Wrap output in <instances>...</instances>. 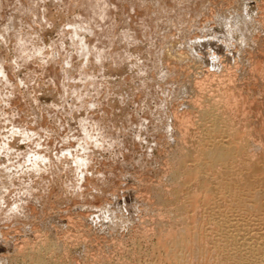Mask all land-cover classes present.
<instances>
[{
    "label": "rangeland",
    "instance_id": "1",
    "mask_svg": "<svg viewBox=\"0 0 264 264\" xmlns=\"http://www.w3.org/2000/svg\"><path fill=\"white\" fill-rule=\"evenodd\" d=\"M86 1L88 0H24V2L21 0H0V170H3L2 172L0 171V174L4 175L7 173V170L9 172L13 171V173L16 174L21 170L10 182H7L15 184V186L13 184L14 187L12 185L9 187L11 192L10 194L13 197L9 198L10 194L8 192L6 193L7 195H5L7 197V202L10 199L13 201L20 199V201H23L24 204H27L23 205L22 203L23 208L17 212L19 214L16 213L17 218L15 219L13 217L11 219H7L5 215L0 217V264H10L11 259H5V257L14 254L15 245H19L25 240H38L42 235H49L51 238L57 240L60 238V242L62 241L64 243H68V264H84V261H86L87 264H100L99 259H104V257H110L113 259V264H177V262L180 261L179 257H182V252H184H181L180 246L172 244L169 239H161L158 242L157 239H155L156 237L152 235L143 237V235H145L143 233L151 232L152 229L150 226H156L154 223H157L160 220V211L165 209L162 200L163 198L160 199V191L162 188L166 189L168 185H170L168 186L169 191L172 189H170L171 183L169 184L167 181L162 182L161 178L164 174L160 173V170L162 169L161 171L164 173L163 167L165 166V171H167L166 167L168 168L170 166V162H172L170 159L174 158V151L179 145L178 141H181V139H179L180 137L178 133L180 123L179 120L175 119L176 117L173 113L175 111L173 110H176V108L177 110L181 108L179 110L181 112L182 110L188 112L193 110L192 108H188V102L195 98L193 97L195 94H193L192 89H190L188 86H182L185 80H183L181 75L184 69L189 65L190 67L186 69L191 71L192 74L197 75L200 81H205L204 83L205 85L207 84L206 87H208L207 89L210 91V88L211 90H218V87L223 88L224 83L222 82H224L225 77H228V73L231 71L232 77L234 79L233 86L235 84V89L237 88V85L242 86H238L239 90L237 88V91H235H241L245 95L246 93L251 94L255 91L253 93L255 96H253V98H255V103L254 100H252L253 103L251 105H253V108L255 109H259L260 107L259 111L258 109H256V111L253 109L251 111L249 110L250 112L248 113L250 115L248 114V119H246V114L241 115L240 112L237 114L238 111H240L239 109L238 111L237 109H233L232 120L237 126L240 125L239 127H241V122L245 116L244 120L246 121H243V124L246 126L245 132L248 133L246 142L251 147H254L252 142H255V139L260 138V136L264 138V134L259 128L261 127V125L259 126V123L261 124L260 120L262 121L261 118H264V104H260L262 102L264 103V66H257L258 68L255 67L254 64V66H252V63H255L256 60H264V0H220L221 2L219 0H205V5H202L204 9L200 5V2H203V0H199V4L195 2V0H192L194 5L198 4L197 7L200 5V8H202H198L201 10L200 12H195L199 10L193 9L196 6H192L191 0H189L190 3L187 2L188 0L186 2H183V0H140L143 1V8H145V2H147V6L150 7V10H152L150 12H157L155 13L156 15L154 14V16L158 15L159 18L162 16L158 22V31L155 33H158V35L161 36L150 35L151 37H143L141 35L143 32L141 33V31L142 26L145 25H139L140 22L136 23L133 21V19L136 17L134 14L135 11L133 10H137L138 8H136V6L134 7V5L136 3H141H139L140 1L135 2L136 0H132L135 3L134 5H132L133 2L131 1L132 3H130V5L132 6L129 7V3H126L125 6H128V8L132 10L131 11L127 8V10H130V12H133V14H130V12L128 13L132 16L134 15V18L131 19V17H127L128 13H126L127 18H124V10L121 11L123 15L120 13L118 14L117 12L123 8H115L113 10H117L116 16L112 14V17L114 18L108 16L109 19L107 23L109 24L113 19L114 20L112 22L117 23L116 30L117 32L119 31L115 34L117 45L119 44L118 41L123 38H126L125 42H128L126 43L127 46L125 45L124 47L125 42L122 40L123 42H121V46L123 45L122 47L126 48V50L129 52L122 47H118L120 51L121 49L122 51L124 50L125 54L128 52V57L125 60L126 62L124 61L123 65L120 64L123 62H120L119 64L121 66L116 64L115 66L118 65V67L116 68L114 66L112 69L110 67H108L109 69H105L108 66L107 65L104 70H102L103 67H100L99 69V63L97 62V65L95 63L96 61L90 59V56L92 57V55L100 49L101 50L98 52H100L101 55L103 53L108 54L107 51L112 49V46L110 47V39L105 40L103 43L100 42V44H102L101 46H95L99 43L96 41V34L92 32V28L90 26H85L83 24L84 22L82 17V21L80 20V14H82L81 11L88 10L86 7H92L95 3H97V0H92L91 4H88L89 1ZM102 1L104 0H98V3ZM237 1L238 4L241 3L239 7ZM184 3L191 4V6L189 7V5L187 6V4ZM243 3L245 7L242 6ZM182 4L189 8L192 7L194 11L191 14L195 12V15L197 16L194 14L193 16H195V18L191 15L189 16V10H187V7L185 8L184 6L182 8H185L186 10L181 9L183 10L181 11L179 8L176 9L177 5L181 8ZM110 6L111 5H109V7ZM172 6H175V8ZM242 7H244V10L246 9L245 13L240 9L238 10V13L239 11L241 14L244 13L242 14L245 15L244 19H248L246 20V23L243 19H241L244 21L242 25L247 27L245 29L248 32L243 31L244 29L241 26L240 29L242 30H236L237 32L231 30V35L227 34V29H229V27H226V23L229 25L231 22H227L226 19H223L226 22L220 19V14L222 12L231 14L233 11L237 14V9ZM192 9L190 10L192 11ZM164 10L166 12H164ZM115 11L113 14H115ZM170 11H173V13L176 15L180 13L177 15L178 18L176 15H172V12ZM185 11H187L186 13L188 14H186ZM139 13L140 12L137 14ZM184 13L186 16L188 15L190 17H187V20L190 19L187 22L185 20L186 16L179 18V15H183ZM247 13L249 14L247 15L248 17L246 16ZM117 14L120 17L122 15V20ZM129 14L128 16H130ZM201 15L204 16L200 18ZM174 16L177 18V21L174 20ZM101 17L97 18V20L101 21L100 23L105 25L106 21L101 19ZM191 18H194V20L197 21L191 20ZM183 19L185 20V25L181 26V21L184 24ZM253 19L256 22H254ZM260 19H262V21H260ZM119 20L122 23L121 25H119ZM250 20L255 24L249 23ZM172 21L176 22V26H173L175 25V22L173 24ZM77 22L85 26H82L85 29L82 31L80 30V32H82L80 36L85 38L82 44H85V40L87 39L89 41V44H86L89 49L87 55L80 53L81 44L79 45V43H77L75 36H72V34L70 35L69 29L74 28L72 27V23H75V25L78 27L79 24ZM247 23H249L250 27ZM126 26L129 28V32L132 31L131 34H137H134L137 37L136 40L135 36L131 37L130 35L127 36V34H125V31L128 30ZM188 26H190L189 29H192L191 32L188 31V34L190 32L192 34L190 36L194 37L192 40L195 38V40H197L199 38L198 42L195 41L193 44L194 53L190 52L189 55L190 57H192L193 54L195 56L200 55L203 59L201 57L200 59L193 57V59L191 58L190 60L187 57L191 62L188 61V64L186 63L187 65L184 63V69L182 68L183 66H178L179 69L177 66H175L174 71L169 72L173 75L168 74V71H170L169 67L174 66L173 63L175 62L173 61L172 57V59H170L168 62L164 61L162 63L163 65L159 66L161 69L157 68L158 71L155 68L144 70L145 64H147L145 60H148L152 57L149 51L152 52V49L154 48L151 47H156L159 43L161 44L163 42V50L167 49V52H172V56H175L176 54L177 58L180 57L178 56L179 53H187L185 49L187 48V43L191 41L188 40L191 37H188L189 35L187 32L185 33V30L183 29L185 27L188 28ZM248 27L249 30L258 28L256 34H254L255 29L251 30L254 32L251 33L248 30ZM199 28L200 30H198ZM230 29H232L231 26ZM232 31L234 32L233 36ZM242 31L246 33V36L250 35L251 33L253 39L250 36L248 38L245 37ZM123 32L124 34L121 36V33ZM164 33L167 34L165 35ZM163 35H165V38L162 37ZM138 36L141 38L139 39ZM109 37H111L112 40L114 39V37L112 38V35ZM148 37L149 39H152L149 40ZM201 37L203 38L202 40ZM225 37L229 38L228 43L231 41L229 45L225 43V41H227ZM127 38L130 40L132 39L133 41H131L134 43H132ZM167 38L169 40L171 38V42L168 40L166 41ZM25 39L27 41L26 43ZM244 41L245 43L248 42L246 43V46L244 45L245 43H243ZM128 44L131 45L129 46ZM173 47H175V49H173ZM97 48L98 50H96ZM181 48L183 51L180 50ZM173 51H177L178 53L176 52L174 54ZM214 57H216L217 60ZM201 59L203 61H200ZM237 62H239V64ZM251 66L252 68L254 67V69H252ZM259 68L263 70L261 71ZM99 71H101L100 74ZM258 71L261 72L259 73ZM192 74H190V77L195 79L197 76L195 77ZM234 74H236V77ZM144 80L147 82L151 80L149 83L150 85L153 84V87L151 85L152 88L155 89V87H157L156 90L158 91L159 89V92L161 90V92H163L164 90L163 93H166L167 95H160V97L162 96L161 99L158 96L159 93L157 91H151L154 92V94L157 92V97L154 98V95H152L154 98L153 99L151 97V93L148 96L144 95L145 97H142L144 93H147H142V91H145L144 89H146L144 84L147 83ZM252 80L255 84H252ZM133 81H135V83ZM170 82L173 84H169ZM246 82L251 83H248V85ZM119 84L125 86L127 85V89L125 88L123 90V87L125 86L120 88L127 92V94L124 92L127 99H124L125 95H121L123 93L122 90L120 91L122 93L119 92ZM242 84H247V86ZM158 86H161V88L164 87L166 91L163 88L160 90ZM135 87H138L139 89L137 88V90ZM248 87L250 89H248ZM128 88H131L130 90L132 92V88H134V93L139 97L136 95V97L131 96L130 98V95L128 94L130 93L133 95V93L129 92ZM141 88H143V90ZM169 88H175L172 90V94L170 93L171 91ZM240 88H242V90ZM251 88L252 90L254 89L253 92ZM176 89L181 91L178 93ZM79 90L80 92L75 94V92H78ZM117 90L118 92H116ZM128 97L129 99H136L138 97L139 101L134 103L132 101L133 99L129 100ZM146 97H149V99L147 98L148 102H145L147 100ZM259 98H261L262 101H258ZM160 99L161 101L163 100L162 102L164 103L159 104V102H161ZM107 101L111 102V108L113 107V112L112 110L110 111V117H108L109 115L106 116V113L103 112L104 110L102 108L105 106V104H109ZM185 106L188 110L183 109ZM261 106L263 107L261 108ZM261 109H263V111ZM235 110L237 111L235 112L236 115H234ZM179 111H176L175 113ZM158 112H162V114L166 112L165 114H168V116H164L165 114L163 115V119L166 124L170 123L171 125L170 130H168L167 133L164 131L167 128H165L166 124H163L165 123L163 120H159V124L157 123L160 129L156 131H153V129L158 128L156 123H148L147 125L148 121L145 122V116L149 115L150 113V118L151 116L152 118H155L158 117L156 115L159 114ZM129 114L131 117L128 116ZM258 114H261L260 117ZM237 115L241 116L238 118ZM166 117L169 119V121H167L168 119ZM240 118H242V120ZM256 121L258 122L259 127L256 126ZM145 125L147 127H145ZM153 126L155 127L153 128ZM255 126L259 128L260 132L255 128ZM172 127L174 129H172ZM250 127L254 129L252 130ZM252 131L253 134L255 133L254 135H257H253V137ZM261 133L263 135H261ZM148 135L152 136L149 137ZM168 138H172V140L168 141ZM176 139H178V141ZM157 140H161V142L159 141L161 144H159ZM162 141H167L168 143L166 142L164 144ZM98 143H101V146H98ZM146 143H148V145ZM181 143L184 145L183 142ZM153 144H155V146ZM158 144L161 145V148L157 146ZM258 144L260 145L259 142ZM51 145L54 146L50 148ZM46 153H56L57 155H60V158L62 157L61 159L67 160H64L65 162H63V169L60 168L61 170L59 173H56L58 171H53L56 170V168H49V170L46 169V167L42 173L40 168H36V170L31 169L34 171H31L27 168L30 165V157L34 158L35 156ZM151 157H155V159ZM148 158L152 159V161L148 160ZM168 159L169 164H167ZM23 163L29 165L25 164L26 166L24 165V167L19 166L20 164L23 165ZM16 167H21V169ZM87 168L88 171L86 172ZM82 169H84L85 172ZM49 171L51 172V175L49 174ZM76 171L80 173V178L79 175L76 177L75 174L78 173ZM66 173L68 175H66ZM84 174L89 175L83 177ZM3 175L0 176V179L1 177L4 178ZM67 176H70V179ZM109 176H112V181L109 179ZM43 178L45 179L42 181ZM2 180L4 179H1L0 181ZM156 180H158L160 183L158 181V183H156ZM25 183H34V185L30 184V186L34 187L32 189L35 191V194H32L33 191L30 189V191L26 192V187L24 188L25 191L23 190V185ZM96 184H98V186ZM218 184L220 183H210V187L214 189V187H216ZM94 187H101V192L99 191L100 194H98L99 192H95L99 188L96 190ZM213 189L212 193L209 191V198L214 196L216 202L211 206L206 204L205 210L207 209L208 211L201 213L202 215H210V219L204 218V228L206 229V232L209 234V236L204 232L200 234L199 229L196 228L197 221H200L199 211H195L193 213L195 215L194 218L197 220L195 221L196 223L193 224V228L188 231L190 238H195V236H197L195 233L197 232L198 236L199 234L201 236L207 235L205 238L208 241L207 245L210 249L209 255L207 256L208 260L211 259L210 256L212 252L215 250L218 251L217 249L220 248L218 247L219 242L214 239L216 237L218 238L217 235L220 232L217 227H214L213 225L215 220L214 218H223V210L229 203L228 196L226 194L223 192L214 194ZM22 190L25 193H22ZM247 191L248 190L246 189L244 190L245 193ZM12 192L14 193L12 194ZM87 192H95L97 193V197L92 199V196H87ZM101 193H104V195ZM14 196L18 197L14 198ZM166 196L167 195H165V197ZM101 197L102 199H100ZM170 197L167 196L166 198L168 199ZM49 198H51V201ZM47 199H49L50 202ZM104 199H106L108 202ZM54 201L55 204L53 203ZM16 203L17 201L13 202V204ZM101 204L103 206L108 204L107 207L109 208L107 210L105 208L104 210V207ZM27 206L29 208L31 207L30 209H34L35 213L33 210L26 208ZM16 207L17 206L13 205L12 210L15 211ZM209 207L213 209L209 210ZM239 213L240 212H238V214ZM242 215L243 216L235 215V217L241 219L243 218V221L245 220L243 224V221L240 219L242 222L241 225L243 224L241 227L243 228L244 226L243 229H246L245 226H247L246 223H249V219L246 217V213H243ZM251 218H253V220L251 219V221H249L252 224V227L250 226L252 229L255 226V216H252ZM248 227L249 226H247V228ZM141 230L144 231H142L143 233L140 234ZM3 231L4 233H8L10 235L5 234L4 236L3 233H1ZM134 233H139L137 237H140L137 238L136 243L133 244V241H131L129 238L131 237V234ZM168 238H171V236ZM121 241V244L123 245V242H125L124 245L127 247L124 250L120 249ZM132 248H134V250L130 251ZM119 260L125 261L118 262Z\"/></svg>",
    "mask_w": 264,
    "mask_h": 264
},
{
    "label": "bare ground",
    "instance_id": "2",
    "mask_svg": "<svg viewBox=\"0 0 264 264\" xmlns=\"http://www.w3.org/2000/svg\"><path fill=\"white\" fill-rule=\"evenodd\" d=\"M22 2H24V0H21ZM89 1V2H88ZM86 2H88V4H91L92 0H88ZM95 1V0H94ZM132 0H104L102 2H99L98 3V0L96 1L97 3H95L92 7H86V9L88 10H84V11H81L82 14H80V20H81V17L83 19V24L85 26H90L92 28V32H94L96 34V41L99 42L98 44H96L95 46L97 45H102L100 44V42H105V40H109V43L110 44V47L112 46V49H110L109 51H107L108 54H104L103 53L102 55L100 54V50H98V48L93 55L92 57L90 56V59L93 60V61H96L95 63L97 64V62L99 63V69L100 67H103L102 70L107 69L108 67H110L111 69L114 68V66L116 64H118L119 66L123 65L124 64V61L127 59L128 57V50H126L125 45L126 43L128 42H125L126 41V38H123L121 40H119V44L117 45V39H116V33L117 30H116V25L117 23L115 22H111L112 24H107L108 23V19L109 17L112 15L116 16V11L113 10V9H117V8H120L121 7L123 9L117 11L118 14H122V10L123 11V14L124 15V18H127V17H131L134 18V15H130L131 13L133 14V12H130V8H128V6H132L134 5L135 3L131 2ZM135 1V0H134ZM137 1H140V0H136L135 2ZM181 1V0H180ZM187 0H183V2H186ZM199 0H195V2H198ZM201 1V0H200ZM213 1V0H212ZM220 1V0H219ZM227 1V0H226ZM229 1V0H228ZM188 3H190V1L188 0L187 1ZM204 2V3H203ZM203 2L201 1L200 2V5L202 7V5L204 6L205 5V0H203ZM221 2V1H220ZM224 2V1H223ZM231 2V1H230ZM245 2V1H244ZM126 3H129L128 6H125ZM130 3H132V5H130ZM139 3L141 4H135L134 7L136 6L137 10L135 8V11L134 14L136 15L135 18L137 19H133L134 22L136 23H139V25H145V26H142V31L141 33L143 32V34H141L143 37H151L150 35H158L155 34L157 31H158V22L160 21L161 19V16L160 18L157 16H154L155 13L157 12H150L152 10H150L147 6V2H145L146 6L145 8H143V1H140ZM188 3H184V4H187V6L189 5V7L191 6V4H188ZM191 3H192V6L194 5L193 4V1L191 0ZM203 3V4H201ZM236 3V2H235ZM87 4V5H88ZM123 4V5H122ZM167 4V3H166ZM197 4V5H198ZM208 4V3H207ZM206 4V5H207ZM217 4V3H216ZM226 4V3H225ZM237 4H238V1H237ZM241 4V3H240ZM238 4V7L239 5ZM264 4V3H263ZM109 5H111L109 7ZM140 5V6H139ZM169 5V4H168ZM167 5V6H168ZM197 5H194L196 7H194L193 9L195 10H199L198 8H200V5L197 7ZM210 5V4H209ZM229 5V4H228ZM231 5V4H230ZM163 6V4H162ZM184 5L182 4L181 5V8L176 7V9H183ZM186 5L184 6L185 8L187 7ZM211 6V5H210ZM223 6V5H222ZM237 6V5H236ZM244 6V3L243 5ZM260 6V5H259ZM148 7V8H146ZM175 8V6H172ZM187 7L186 9L189 10V16L191 15L192 17L195 18V15L196 13L195 12H200L201 10L199 11H195L193 14L195 16H193V14H191L194 10L191 8ZM208 7V5H207ZM235 7V6H234ZM233 7V8H234ZM241 7V6H240ZM245 7V6H244ZM244 7L242 8H238L237 9V14L234 13V11L231 13V14H228V13H224L222 12L220 14V19H226L227 22H231V24L229 23V25L226 23V27L230 29V26L232 27V29H227L228 30V33L229 35H231V30H234L235 32H237L236 30H242L240 29L241 26L242 28L244 29L243 31L245 32H248L246 31L245 28L247 27H244L243 22L245 21V23L247 22L246 20L248 19H244V16L245 15H242L245 13V10H244ZM264 7V6H263ZM126 8V9H124ZM130 9V10H127ZM167 8V7H166ZM183 9V10H186V9ZM197 8V9H196ZM204 9V7H202ZM200 8V9H202ZM206 8V7H205ZM218 8V6H217ZM228 8V7H227ZM226 8V9H227ZM231 8V7H229ZM232 8V9H233ZM91 9V10H90ZM192 9V11L190 10ZM225 9V8H224ZM243 10L244 13L241 14V12L239 11L238 13V10ZM248 9V8H247ZM113 10V12H112ZM126 10V11H125ZM167 10V9H166ZM181 10V11H183ZM206 10V9H205ZM230 10V9H228ZM115 11V14H113ZM132 11V10H131ZM92 12V13H91ZM112 12V13H111ZM130 12V14L128 13ZM138 12H140L139 14H137ZM164 12H166L164 10ZM172 12V15L174 14L173 11H170ZM179 12V11H178ZM187 11H185L186 13ZM203 12V10H202ZM205 12V11H204ZM211 12V11H210ZM213 12V11H212ZM218 12V11H217ZM221 12V11H220ZM226 12V11H225ZM236 12V11H235ZM126 13H128L130 16H128L127 14V17H126ZM177 13V11H176ZM182 13V12H181ZM184 13V14H185ZM186 13V14H188ZM230 13V12H229ZM263 13V12H262ZM110 14V15H109ZM112 14V15H111ZM117 14V15H118ZM122 14V15H123ZM180 14V13H178ZM177 14V15H178ZM179 15V18H182L183 16H186L185 15ZM203 14V13H202ZM219 14V13H218ZM236 14V15H235ZM121 15V17H122ZM156 15V14H155ZM168 15V14H167ZM172 15H171V20H172ZM176 15V14H174ZM176 15V17L178 18V16ZM200 15V14H198ZM210 15V14H209ZM249 15L248 13L246 14V16ZM102 16V17H101ZM109 16V17H108ZM119 16V15H118ZM188 15L186 16V22L189 21L187 20V17H189ZM202 16L204 15H201L200 18H202ZM208 16V15H207ZM95 17V18H94ZM101 17V19H103L105 22V25L103 23H100L101 21H98L97 18ZM120 17V16H119ZM120 17V19L122 20V18ZM167 17V16H165ZM210 17V16H209ZM219 17V16H218ZM248 17V16H247ZM246 17V18H247ZM114 18V17H112ZM175 18V16H174ZM177 18H175L174 20L177 21ZM190 18V17H189ZM194 18H191V20H194ZM51 19V18H50ZM111 19V18H110ZM149 19V20H147ZM197 19V17H196ZM204 19V18H203ZM243 19V20H241ZM252 19V18H251ZM125 20V19H123ZM129 20V19H128ZM127 20V21H128ZM164 20V19H163ZM170 20V21H171ZM185 20L183 19L184 21V24L183 22L181 21L182 25L181 26H184L185 25ZM202 20V19H201ZM206 20V19H205ZM229 20V21H228ZM16 21V20H15ZM82 21V20H81ZM194 21H197V20H194ZM193 21V23H194ZM210 21V20H208ZM225 21V20H223ZM225 21V22H226ZM254 21V19H253ZM260 21H262V19H260ZM70 22V21H69ZM120 22V20H119ZM146 22V23H145ZM163 22V21H162ZM167 22V21H166ZM164 22V23H166ZM173 24L175 21H172ZM171 22V24H172ZM207 22V21H206ZM242 22V23H241ZM256 22V21H254ZM254 22H251V20L249 21V23H254ZM264 22V21H263ZM15 23V22H14ZM78 23V22H77ZM128 23V22H127ZM131 23V21H130ZM170 23V22H169ZM200 23V22H199ZM211 23V22H210ZM249 23L248 26H249ZM258 23V22H257ZM262 23V22H260ZM16 24V23H15ZM74 28H70V35L72 34V36H75L76 39H77V43H79L80 45V53L83 55H87V52L89 51L88 49V46L86 44H89V41L88 39L85 40V44H82L83 41H84V37H81L80 34L82 32H80V30L82 31L83 28L82 26H84L83 24L81 23H78L79 26L77 27L75 25V23H72ZM77 24V25H78ZM115 24V25H114ZM122 23L120 22L119 25H121ZM124 24V23H123ZM126 24V23H125ZM168 24V23H167ZM172 24V25H173ZM180 24V23H178ZM190 24V23H189ZM202 24V23H201ZM246 24V25H247ZM255 24V23H254ZM170 25V26H172ZM188 25V24H187ZM186 25V27H187ZM191 25V24H190ZM193 25V24H192ZM204 25V24H203ZM201 25V26H203ZM210 25V24H209ZM259 25V24H257ZM264 25V24H263ZM84 26V27H85ZM131 26V25H130ZM133 26V24H132ZM131 26V27H132ZM168 26V25H167ZM173 26H176V22H175V25ZM200 26V27H201ZM255 26V25H254ZM16 27V26H15ZM127 27V26H126ZM130 27V28H131ZM185 27V28H186ZM193 27V26H191ZM250 27V26H249ZM249 27H248V30H249ZM88 28V27H87ZM119 28V27H118ZM181 28V27H180ZM183 29L185 30V33L187 32L188 34V31L191 32L192 29H189L190 26H188V28L186 29ZM253 28V27H252ZM128 30L125 31V34H127V36H131V37H134L136 33H133L131 34V32H129V28L127 27ZM135 29V28H134ZM172 29V28H171ZM188 29V30H187ZM203 29V28H202ZM255 29V28H253ZM253 29H250L249 31L251 33H254L256 34V31L258 28H256L254 30V32H252L251 30ZM182 30V28H181ZM187 30V31H186ZM200 30V28L198 29ZM101 31V32H99ZM180 31V30H179ZM206 31V30H205ZM242 31V32H243ZM166 32V31H165ZM189 32V36L188 37H191L190 35H192L191 33ZM230 32V33H229ZM130 33V34H129ZM184 33V31H183ZM199 33V32H198ZM234 32L232 31V36L234 35L233 34ZM244 33V32H243ZM251 33L250 35H247L246 36L244 33L243 35H245V37H252L251 36ZM258 33V32H257ZM108 34V36H107ZM123 33H121V36H122ZM162 34V33H160ZM165 34V33H164ZM167 34V33H166ZM165 34V35H166ZM171 34V33H170ZM174 34V33H173ZM172 34V35H173ZM237 34V33H235ZM85 35V34H84ZM112 35V38L114 37V41L111 39V36ZM137 35V34H136ZM165 35H163L162 37H164ZM177 35V34H176ZM253 35V34H252ZM158 36H161V35H158ZM157 36V37H158ZM187 36V35H186ZM185 36V37H186ZM258 36V35H257ZM256 36V37H257ZM105 37H109V38H105ZM136 37V36H135ZM148 37V39H149ZM160 37V38H162ZM169 37V36H168ZM178 37V36H177ZM183 37V36H182ZM197 37V36H195ZM200 37V36H199ZM230 37V36H228ZM226 38L227 41H225V43H227V45L230 44V42L228 43V39L229 38ZM105 38V39H104ZM118 38V37H117ZM139 38V36H138ZM141 38V37H140ZM139 38V39H140ZM165 38V37H164ZM187 38V37H186ZM194 37H191L190 39L188 40H191L187 43V50L185 49V51H187V53L185 52L182 53V54H178V57L176 56V52L177 51H173L175 56H172V52H167V49L163 50V47L162 44L163 42L160 44H158V46L156 47H151V48H154L152 49V52L149 51V53L151 54V58H149L148 60H145V62H147V64H145V67H144V70H148L149 68H155V69H161V67L159 68L160 65H163L162 63L165 61V62H168L170 59L173 58V61H175L173 64L174 66H170L169 67V70L168 71V74H171L169 72L171 71H174L175 69V66H183L184 63L186 64L188 61L191 62V58L193 59V57H197L198 59H200V57L202 58V56L200 55H192V57H190L189 53H194L193 50H194V42H198L199 38L197 40H192ZM224 38V39H225ZM231 38V37H230ZM129 39V38H127ZM137 39V37L135 38V40ZM152 38H150L149 40H151ZM156 39V38H155ZM173 39V38H172ZM203 38L201 37V40ZM243 39V38H242ZM245 39V38H244ZM253 39V37H252ZM262 39V38H261ZM99 40V41H98ZM125 42L124 43V47L121 46V42L123 41ZM130 40V39H129ZM132 40V39H131ZM130 40V41H131ZM157 40V39H156ZM170 41V40L167 38L166 41ZM187 40V41H188ZM234 40V39H233ZM260 40V38H259ZM133 41V40H132ZM131 41V42H132ZM140 41V40H139ZM155 41V40H154ZM159 41V40H158ZM164 41V40H163ZM175 41V40H174ZM173 41V42H174ZM178 41V40H177ZM186 41V40H185ZM193 41V42H192ZM251 41V40H250ZM253 41V40H252ZM257 41V39H256ZM262 41V40H261ZM26 39H25V43H26ZM160 42V41H159ZM171 42V41H170ZM168 42V43H170ZM255 42V41H254ZM258 42V41H257ZM264 42V41H263ZM134 43V42H132ZM158 43V42H157ZM165 43V42H164ZM233 43V42H232ZM245 43V41L243 42ZM248 43V42H246ZM246 43L244 44L246 46ZM260 43V42H259ZM116 44V45H115ZM172 44V43H171ZM186 44V43H185ZM256 44V43H254ZM129 46L131 44H128ZM173 45V44H172ZM180 45V44H179ZM238 45V44H236ZM241 45V44H240ZM249 45V44H248ZM127 46V45H126ZM155 46V45H154ZM162 46V47H161ZM199 46V45H198ZM242 46V45H241ZM262 46V45H261ZM117 47V48H116ZM118 47H122L124 48L126 51V54L124 53V50L120 51V49ZM181 47V46H180ZM238 47V46H237ZM244 47V46H243ZM242 48V47H241ZM246 48V47H245ZM260 48V47H259ZM119 49V50H118ZM171 49V48H170ZM173 49H175V47H173ZM171 49V50H173ZM182 50V48L180 49ZM215 50V49H214ZM252 50V49H251ZM183 51V50H182ZM264 51V49H263ZM246 52V51H245ZM178 53V52H177ZM254 53V52H253ZM149 54V55H150ZM215 54V53H213ZM218 55V54H217ZM249 55V54H248ZM250 56V55H249ZM172 57V58H171ZM190 59H188V58ZM217 57V56H216ZM216 57H214L216 59ZM257 57V56H256ZM219 58V57H218ZM251 58V57H250ZM203 59V58H202ZM200 60V61H203V60ZM242 59V58H240ZM246 59V58H245ZM197 60V59H195ZM194 60V61H195ZM217 60V59H216ZM241 61V60H240ZM120 62H123V63H120ZM126 62V61H125ZM144 62V63H145ZM197 62V61H195ZM250 62V61H249ZM254 62V61H253ZM264 60H260L259 61H255V63H252V66L255 65V67L257 66H264L263 63ZM121 65H120V64ZM239 64V62H237ZM172 64V65H173ZM188 64V63H187ZM186 64V65H187ZM190 64V63H189ZM237 64V66H238ZM243 64V63H241ZM250 64V63H249ZM254 64V65H253ZM98 65V64H97ZM105 65V66H104ZM115 66L116 68L118 67ZM148 65V66H147ZM185 65V66H186ZM245 65V64H244ZM136 66V65H135ZM138 66V65H137ZM143 66V65H142ZM251 66V68H252ZM140 67V66H138ZM178 67V69H179ZM190 66L188 65V67H186L187 69L189 68ZM147 68V69H146ZM184 69V66L182 67ZM184 69V71L182 72V78L184 81L183 85H186L188 86L190 89H192V92L193 94H195V97L193 100H191L190 102H188V108H192L193 110L194 109H197V110H191V111H179L180 109L177 110H173V111H179L177 113L173 112L174 113V116L176 117L175 119L179 120V139H181V141L178 139H176L178 142H179V145L177 146V149H175V153H174V158L170 159V156H169V159L172 161L170 162V166L166 169L167 171H165V166L163 167L164 169V173L163 171L160 170V173L164 174L162 175L163 179L161 178L162 182H165L167 181V183H171V187H170V191L168 189V185L166 189L162 188V190H158L160 191L161 193V198L163 200V203H164V206H165V209H163L162 211H160L159 213V217L160 220L157 222V219L156 222L157 223H154V225L156 224L155 227L153 226H150L151 227V232L150 233H143L142 231L144 230H141L140 234L143 233L145 235H143V237L145 236H148V235H152L154 237H156L155 239H157V241L159 242L161 239H169L172 244H176V246H180L181 247V252L183 253L182 257H179V260L177 262V264H264V138L262 136H260V138L258 139H255V142L253 141V146L254 147H251L249 144H247V134L245 131L246 129V126L243 124L244 122L243 121H246L244 120L245 119V116L243 118V121L241 122L242 125L241 127L237 126L234 121L232 120V114H233V109H238L240 111H238L237 114H246L247 118L249 117V113L252 109L254 111H256V109L258 108H253V105H251L253 103L252 100H254L255 98H253L254 96V89L252 90L253 93H249L246 95L243 93V92H236L237 88L239 90V87H242L241 85H237L236 89H235V84L233 86V77H232V74H231V71L228 73V77H225L224 79V87L223 88H219L218 87V90H211L210 88V91L209 89H207L208 87L207 84L205 85V81H200L199 77L195 74H192L191 71H188L187 69ZM258 68V67H257ZM257 68H256V71H257ZM98 69V70H99ZM109 69V68H108ZM157 69V71H158ZM182 69V70H183ZM237 69V68H236ZM249 69V67H248ZM254 69V67L252 68ZM260 69V68H259ZM264 69V67H263ZM262 69V70H263ZM181 70V68H180ZM190 70V69H189ZM228 70V69H227ZM261 70V69H260ZM261 70V71H262ZM177 71V70H176ZM197 71V70H195ZM194 71V73H195ZM243 71V70H242ZM252 71V70H251ZM260 71V72H261ZM103 72V71H102ZM143 72V71H142ZM179 72V71H178ZM235 72V71H234ZM259 72V71H258ZM257 72V73H258ZM259 72V73H260ZM101 73V71H99V74ZM145 73V72H144ZM157 73V72H156ZM164 73V72H163ZM177 73V72H176ZM255 73V72H254ZM258 73V74H259ZM264 73V71H263ZM103 74V73H102ZM181 74V72H180ZM190 74L194 75L196 78H191ZM251 74V72H250ZM173 75V74H171ZM170 75V76H171ZM178 75V74H177ZM236 74H234L235 76ZM261 75V74H260ZM264 75V74H263ZM223 76V75H222ZM227 76V75H226ZM254 76V75H253ZM167 77V76H166ZM236 77V76H235ZM250 77V76H249ZM238 78V77H237ZM241 78V77H240ZM251 78V77H250ZM153 79V78H152ZM171 79V78H170ZM177 79V78H176ZM222 79V81H223ZM134 80V79H133ZM136 80V79H135ZM180 80V79H179ZM208 80V79H206ZM254 80V79H253ZM253 80L251 81L252 84H255L253 82ZM145 81V80H144ZM151 81V80H149ZM149 81H145L147 82V86L146 84L145 87L146 89H144L145 91H142L143 92H147V93H144L142 95V97H145L144 95L148 96L150 93H151V97L152 95H154V98L157 97L156 93L158 92V96L160 97V95L164 96L167 95L166 93H163L161 92L162 88L165 89V85L164 87L161 88V86H158L160 88V92H159V89L158 91L156 90L157 87L152 88L153 87V84L152 87L149 83ZM175 81V80H174ZM211 81V80H210ZM243 81V80H242ZM127 82V81H126ZM135 83V81H133ZM139 82V80H138ZM232 82V83H231ZM241 82V81H240ZM251 82H248V83H251ZM125 83V82H124ZM144 83V82H143ZM176 83V82H175ZM180 83V82H178ZM236 83V82H234ZM245 83V82H244ZM247 83V82H246ZM247 83V84H248ZM257 83V81H256ZM118 84V83H117ZM122 84V83H121ZM119 84L118 85V88L120 89L122 86H125V85H121ZM132 84V83H131ZM168 84V82H167ZM169 84H173V83H169ZM181 84V83H180ZM219 84V83H218ZM239 84V83H238ZM247 84H242L244 86H247ZM251 84V85H252ZM109 85V84H108ZM150 85V86H149ZM161 85V84H160ZM163 85V84H162ZM249 85V84H248ZM250 85V86H251ZM130 86V85H129ZM139 86V85H138ZM180 86V85H179ZM220 86V85H219ZM239 86V87H238ZM76 87V86H75ZM174 87H177V86H174ZM185 87V86H184ZM255 87V86H254ZM127 89V85L125 87H123V90L124 89ZM138 87H135V89H137ZM144 88V86H143ZM143 88H141L143 90ZM172 88V87H171ZM110 89V88H109ZM114 89V88H113ZM118 89V90H119ZM129 89V92H132L130 89L131 88H128ZM133 89V95H131L129 92L128 95H130V98L131 96H135L137 94H135V89ZM139 89V88H138ZM137 89V90H138ZM148 89V90H147ZM175 89V88H174ZM174 89H170L169 90L171 91L170 93L172 94V90ZM178 89V88H177ZM176 89V90H177ZM181 89V88H180ZM213 89V88H212ZM242 90V88H240ZM248 89H250L248 87ZM118 90L116 92H118ZM122 89L119 90V92L121 91ZM122 90V91H123ZM236 90V91H235ZM250 90V92H251ZM257 90V89H255ZM110 91V90H109ZM113 91V90H112ZM128 91V90H127ZM150 91V92H149ZM151 91H157L155 94L154 92H151ZM166 91V89H165ZM178 91V90H177ZM176 91V93H177ZM181 91V90H179ZM178 91V93H179ZM80 90L78 92H75V94L79 93ZM123 91L120 92L122 93L121 95H125V93L127 94V92ZM139 92V91H137ZM149 92V93H148ZM175 92V91H174ZM195 92V93H194ZM114 93V91H113ZM141 93V92H140ZM153 93V94H152ZM135 94V95H134ZM138 96V95H137ZM141 96V95H140ZM161 96V97H162ZM117 97V96H115ZM119 97V95H118ZM139 97V96H138ZM138 97L135 99H128L129 100H132L134 103L138 102ZM160 97V98H161ZM255 97V96H254ZM261 97V96H260ZM122 98V97H120ZM149 99V97H146V99ZM153 98V97H152ZM153 98V99H154ZM164 98V97H163ZM168 98V97H166ZM258 98V96H257ZM62 99V98H61ZM110 99V98H109ZM114 99V98H113ZM124 99H127L126 98V95L124 97ZM145 99V100H146ZM148 99L145 101V102H148ZM158 99V98H157ZM162 99V98H161ZM160 99V101H161ZM121 100V99H120ZM262 101L261 98L258 99V101ZM157 101V100H156ZM163 101V100H162ZM159 102L160 103H164V102ZM252 101V102H251ZM264 101V100H263ZM106 102V101H105ZM141 102V101H140ZM181 102V101H180ZM107 103H109L108 106L107 104H105L103 108V112L106 113V116L109 115L108 117H110V111L112 110L113 112V107L111 108L112 106V103L107 101ZM111 103V104H110ZM123 103V102H122ZM191 103V104H189ZM254 103H255V100H254ZM259 103V102H257ZM256 103V105H257ZM260 104H264L263 102L260 103ZM162 105V104H161ZM160 105V107H161ZM166 105V104H165ZM173 105V104H172ZM255 105V104H254ZM255 105V106H256ZM259 105V104H258ZM102 106V105H101ZM144 106V105H143ZM179 106V105H178ZM187 106V105H186ZM185 106V108L183 109H186L187 107ZM174 107V106H173ZM181 107V106H180ZM263 106H261L262 108ZM102 108H101V111H102ZM111 108V109H109ZM158 108V107H157ZM163 108V107H162ZM144 110V109H143ZM188 110V109H186ZM250 110V111H249ZM260 110V107L258 109V111ZM263 111V109H261ZM160 111V110H159ZM162 111V110H161ZM236 110L234 111V115L235 112H237ZM257 111V112H258ZM164 112V111H162ZM162 112H158L159 114H156L158 117H155V118H150V113L149 115L145 116L146 117V121L147 122V125L148 123L149 124H152L154 122V124L156 123V126L159 124V122L161 120L164 121V116H168V114L166 115L165 113L162 114ZM172 112V110H171ZM181 112V113H180ZM253 112V111H252ZM147 113V112H146ZM155 113V112H154ZM153 113V115H154ZM168 113V112H167ZM179 113V114H178ZM102 114V113H101ZM104 114V113H103ZM165 114V115H164ZM172 114V113H171ZM178 114V115H177ZM249 114V115H248ZM151 115H152V112H151ZM164 115V116H163ZM239 115V116H241ZM259 115V114H258ZM261 115V114H260ZM259 115V117H260ZM112 116V115H111ZM129 117H131V115L129 114L128 115ZM163 116V117H162ZM238 116V115H237ZM238 116V118H239ZM264 116V115H263ZM154 117V116H153ZM133 118V116H132ZM160 118V119H158ZM167 118V117H166ZM174 118V117H173ZM236 118V117H235ZM242 118H240L242 120ZM168 119V118H167ZM166 119V120H167ZM258 119V118H257ZM260 119V118H259ZM262 121L260 120L261 124L259 123V126L261 125V127L258 126V122L255 123L257 124L256 126H258L260 129H261V132L264 134V118H261ZM132 120V119H131ZM160 120V121H159ZM169 121V119L167 120ZM171 121V120H170ZM237 121V120H236ZM259 121V120H258ZM144 122V123H145ZM165 122V121H164ZM263 122V123H262ZM158 123V124H157ZM163 124H166L163 123ZM162 125V124H161ZM255 126L256 129L259 130V128H257ZM145 127H147L145 125ZM155 126H153L154 128ZM158 128L157 129H153V131L155 130H159L160 127L159 125L157 126ZM170 123H167L166 124V127L167 128L166 130H164L166 133L168 130H170ZM164 128V127H163ZM251 128V127H250ZM113 129V127H112ZM115 129V128H114ZM172 129H174L172 127ZM252 129V128H251ZM254 129V128H253ZM252 129V130H253ZM116 130V129H115ZM128 130V129H127ZM151 131V132H153ZM251 131V130H250ZM257 131V130H256ZM164 132V133H165ZM170 132V131H169ZM260 132V130H259ZM142 133V132H141ZM145 133V132H144ZM159 133V132H158ZM162 133V131H161ZM160 133V134H161ZM165 133V134H166ZM246 133V134H244ZM250 133V132H249ZM261 133V135H263ZM139 134V133H138ZM147 134V133H146ZM255 134V133H254ZM253 134V131H252V136L254 135ZM108 135V133H107ZM188 135V136H187ZM257 135V134H256ZM254 135V136H256ZM149 136V135H148ZM152 136V135H151ZM149 136V137H151ZM165 136V135H164ZM169 136V134H168ZM190 136V137H189ZM253 136V137H254ZM264 136V135H263ZM126 137V136H125ZM252 137V138H253ZM153 138V137H152ZM160 138V136H159ZM158 138V139H159ZM163 138V136H162ZM166 138V137H165ZM257 138V137H255ZM145 139V138H144ZM155 139V137H154ZM166 140V139H165ZM169 140H172V138H168V141ZM175 140V139H174ZM156 141V140H155ZM158 141V140H157ZM161 142V140H159ZM158 141V143H159ZM167 142V141H166ZM166 142H163L162 143H166ZM176 142V141H175ZM177 142V144H178ZM184 143V145H182V143ZM258 142L260 143V145L258 144ZM157 143V142H156ZM168 143V142H167ZM181 143V145H180ZM189 145H188V144ZM148 145V143H146ZM161 144V143H159ZM157 145L161 148V145ZM55 145V144H54ZM53 145V146H54ZM155 146V144H153ZM168 145V144H167ZM166 145V146H167ZM252 145V144H251ZM52 145L50 146L53 147ZM98 146H101V143H98ZM163 146V145H162ZM169 146V145H168ZM158 147V148H159ZM175 148V147H174ZM258 148V149H257ZM173 149V148H172ZM158 150V149H157ZM162 151V150H161ZM159 152V151H158ZM165 152V151H164ZM166 153V152H165ZM162 154V153H161ZM168 156V155H166ZM172 156V157H173ZM30 157V156H29ZM163 157V156H162ZM165 157V156H164ZM62 158V157H61ZM60 158V155H57L56 153H46V154H42V155H39V156H35L34 158L30 157L29 160H30V165L29 164H26V165H29L27 168L28 169H34L36 170V168H40L39 170L41 171V173L43 172V170H45L44 168L46 169H55L56 170H53V171H58L56 173H59V171L61 169H63V162L67 161L66 159H61ZM150 158V157H149ZM148 160H151L152 159H149ZM151 158H154L155 157H151ZM167 159V158H166ZM169 159L167 161V164H169ZM63 160V161H62ZM65 160V161H64ZM163 163V162H162ZM23 163V165H19V166H22L24 167L25 165ZM150 164V163H149ZM25 165V166H26ZM163 165V164H162ZM167 166V165H166ZM16 168H19L21 169V167H16ZM61 168V169H60ZM26 169V170H28ZM49 169V170H50ZM17 170V169H15ZM34 170H31V171H34ZM84 172L85 170L82 169ZM1 171V170H0ZM3 171V170H2ZM1 171V172H2ZM11 171V170H10ZM21 171V170H20ZM20 171H18L17 173H19ZM52 171V172H53ZM88 171V168L86 170V172ZM6 172V171H4ZM23 172V171H22ZM46 172V171H45ZM45 172H44V175H45ZM50 172V171H49ZM75 172V171H74ZM78 172V171H76ZM16 173V174H17ZM29 173V172H28ZM48 173V171H47ZM54 173V172H53ZM13 173V171L9 172L7 170V173H5L4 175L3 174H0L3 175L4 178L1 177V179H4L2 181H0V217L2 216H6L7 219H11L12 217L15 219L17 218V213L18 211L22 210L21 208H23L22 206L23 205H27V204H24L23 201H20L19 200H14V201H17L16 204H13V200H8L7 202V197H6V193L8 192L9 194L11 193L10 190H9V187H11V185L13 186L14 183H7V182H10L14 176L16 175ZM51 175V172L49 173ZM75 174V173H74ZM80 173H76V177L77 175H79ZM43 175V176H44ZM66 175H68L66 173ZM89 175V174H88ZM87 174L83 175L84 176H88ZM73 176V175H72ZM114 176H115V173H114ZM161 176V175H159ZM59 177V176H58ZM69 179H70V176H67ZM110 177V176H109ZM112 177V176H111ZM111 177L109 179H111ZM46 178V177H45ZM43 178L42 181L45 179ZM48 178V177H47ZM79 178H80V175H79ZM78 178V179H79ZM97 178V177H96ZM100 178V177H99ZM108 178V177H107ZM0 179V180H1ZM98 179V178H97ZM106 179V178H105ZM149 179V178H148ZM160 179V177H159ZM47 180V179H46ZM52 180V179H51ZM55 180V179H54ZM61 180V179H60ZM94 180V179H93ZM99 180V179H98ZM104 180V179H102ZM145 180V179H144ZM160 180V181H161ZM49 181V180H48ZM96 181V179H95ZM100 181V180H99ZM112 181V179H111ZM118 181V180H116ZM158 180H156V183ZM55 182V181H54ZM103 182V181H102ZM105 182V181H104ZM151 182V181H150ZM220 183L218 184L216 187L211 188L210 187V183ZM53 183V182H52ZM51 183V184H52ZM118 183V182H117ZM160 183V182H159ZM30 184L34 185V183H25L23 186V190L24 188L26 187V192L27 191H33L32 188L34 187H31ZM42 184V183H41ZM45 184V183H44ZM47 184V183H46ZM49 184V183H48ZM50 184V185H51ZM92 184V183H90ZM108 184V183H106ZM38 185V184H37ZM43 185V184H42ZM49 185V186H50ZM98 186V184H96ZM99 185H102V184H99ZM15 186V184H14ZM13 186V187H14ZM44 186V185H43ZM114 186V185H113ZM39 187V186H38ZM45 187V186H44ZM48 187V186H47ZM115 187V186H114ZM21 188V187H20ZM49 188V187H48ZM62 188V187H61ZM95 188V187H94ZM99 187H96L95 189L97 190ZM101 188V187H100ZM98 189L97 191H94L95 192H99L101 189ZM113 188V187H111ZM160 188V187H159ZM16 189V188H15ZM30 189V190H29ZM110 189V188H109ZM212 189H213V192L214 194H219L221 192H223L224 194H226L228 196V200H229V203L227 204L226 208L223 210V213H224V217L223 218H220V217H215L214 219V222H213V225L214 227H217V229L220 231L219 234L217 235L218 238H214L215 240H217L218 243V247H220L219 249H217L218 251H213L212 254H211V259L208 260L207 256L209 255V247H208V241L206 240V236L209 234H207L206 232V229L204 228L205 226V219H210V215H202L201 213H204L206 211H208L207 209L205 210L206 208V204H209L210 206L215 203V199H214V196L213 197H210L209 198V191H211L212 193ZM248 190L246 193L244 192V190ZM22 190V193L25 191ZM66 190V189H64ZM105 190V189H104ZM117 191V190H116ZM35 191L32 192V194L34 193ZM52 192V191H51ZM62 192V191H61ZM91 192V191H90ZM90 192H87V196H92V199H95V197H97V193H90ZM101 192V191H100ZM100 192L98 194H100ZM114 192V191H113ZM14 192H12L13 194ZM21 193V194H22ZM25 193V192H24ZM68 193V192H67ZM105 193V191H104ZM104 193L102 195H104ZM116 193V192H115ZM159 193V195H160ZM6 194V195H5ZM18 194H19V191H18ZM27 194V193H26ZM30 194V192H29ZM35 194V193H34ZM62 194V193H61ZM15 195H16V192H15ZM25 195V194H23ZM31 195V194H30ZM37 195V194H36ZM65 195V194H64ZM69 195V194H67ZM165 195L167 196H171L170 198H166ZM9 196V195H8ZM35 196V195H34ZM62 196V195H61ZM60 196V197H61ZM13 196H9V198H11ZM18 196H14V198H17ZM66 197V195H65ZM103 197V196H102ZM102 197L100 199H102ZM12 198V199H14ZM67 198V197H66ZM166 198V199H165ZM27 199V198H26ZM50 201H51V198H49ZM49 199H47L49 201ZM91 199V200H92ZM99 199V200H100ZM57 200V199H56ZM60 200V199H59ZM106 200V199H104ZM40 201V200H39ZM46 201V200H45ZM49 201V202H50ZM107 201V200H106ZM105 201V202H106ZM26 202V201H25ZM108 202V201H107ZM110 202V201H109ZM23 203V205H22ZM55 204V201L53 202ZM46 204V203H45ZM13 205L14 206H17L16 207V210L13 211L12 208H13ZM102 205V204H101ZM108 204H106V206L102 205L104 207V210L106 208V210L109 208L107 207ZM163 206V205H162ZM47 207V206H46ZM51 207V205H50ZM56 207V206H55ZM26 208H29L28 206ZM31 208V207H30ZM29 208V209H30ZM45 208V207H44ZM162 208V207H161ZM164 208V207H163ZM53 209V207H52ZM213 208L209 207V210H212ZM28 210V209H27ZM30 210H33V212L35 213V210L34 209H30ZM111 210V209H110ZM37 211V210H36ZM112 211V210H111ZM195 211H199V215H200V221L198 222L197 221V227L199 229V233H205L207 235H200L198 236V232L195 233L197 236H195V238H190V236L188 235V231L191 230L193 228V224L196 223L195 221L197 219L194 218V212ZM29 212V211H28ZM38 212V211H37ZM47 212V211H46ZM238 212H240L238 214ZM17 213V214H16ZM33 213V214H34ZM243 213H246L247 214V218L251 221V219L253 220V218H251L252 216H255V231H254V228L251 229L252 227V224L250 223V221L248 220L249 223H246L247 226H249L247 228V226H245L246 229H243L241 227L243 224H244V221L241 219V218H237L235 217V215H239V216H243L242 214ZM44 214V213H43ZM35 215V214H34ZM46 215V214H45ZM50 215V214H49ZM38 217V216H37ZM167 219H166V218ZM5 218V219H6ZM40 218V217H39ZM46 218V217H45ZM49 218V217H48ZM205 218V219H204ZM1 219V218H0ZM166 219V220H164ZM240 219L243 221V224L241 225V221ZM257 221V222H256ZM253 222V221H252ZM10 224V223H9ZM251 226V227H250ZM149 227V229H150ZM140 228V227H139ZM148 229V228H147ZM11 232V231H10ZM138 232V231H137ZM146 232V231H145ZM148 232V230H147ZM3 233V235L5 236V234H8V233ZM13 233V232H12ZM2 235V236H3ZM10 235V234H8ZM138 234H131V237L129 238L131 241H133V244L136 243L137 241V237ZM169 236H171V238H168ZM6 238V237H5ZM9 238V237H8ZM60 239V238H59ZM57 240V239H54V238H51L49 235H45V236H40V238L38 240H25L24 242L20 243L19 245H15V250H14V254L12 255H8L5 257V259H11V262L10 264H68V253H69V245L68 243H64V242H60V240ZM6 240V239H5ZM7 241V240H6ZM123 241V240H122ZM122 241L120 242V244L122 243ZM11 242V241H10ZM8 243V242H7ZM125 244V242H123V245ZM121 244V247L120 249L124 250L126 249L127 247L124 245L123 246ZM121 250V251H122ZM134 248L130 249V251H133ZM134 253V252H132ZM119 259V258H118ZM87 260V259H86ZM100 261V264H113L114 260L111 259L110 257H104V259H99ZM125 261V260H124ZM123 260H119L118 262H124ZM9 264V263H7ZM84 264H87L86 261H84Z\"/></svg>",
    "mask_w": 264,
    "mask_h": 264
}]
</instances>
